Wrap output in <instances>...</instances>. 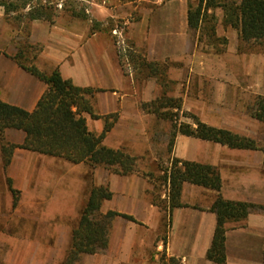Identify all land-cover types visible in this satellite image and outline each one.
Wrapping results in <instances>:
<instances>
[{
    "label": "crops",
    "instance_id": "1",
    "mask_svg": "<svg viewBox=\"0 0 264 264\" xmlns=\"http://www.w3.org/2000/svg\"><path fill=\"white\" fill-rule=\"evenodd\" d=\"M189 1L153 0L156 6L143 10L135 36L149 60L185 58L191 45L194 48ZM29 30V40L40 47L36 65L42 71L58 68L74 85L93 89L88 98L97 117L84 113L88 130L100 134L105 120L113 121L103 145L124 147L142 158L135 172L120 175L103 166L71 163L25 148L26 132L7 128L5 139L16 147L5 166L0 138V264H64L90 190L102 185L112 195L102 202L100 212L116 211L128 217L117 216L107 247L83 253L77 264H156L163 255L178 264H220L207 258L217 221L211 210L217 193L185 182L184 206L161 208L153 202V195L159 194L154 179L164 173L163 164L169 167L174 158L211 164L219 168L225 199L264 205L263 147L230 148L177 131L170 150L169 138L175 131L167 120L142 107L164 94L163 87L154 78L139 82L124 71L109 38L90 35L77 23L63 20H34ZM18 32L0 5V99L33 112L48 85L14 58L25 38ZM237 86L240 117L233 121L240 127L245 124V132L224 122L216 125L256 138V119L247 112L245 101L257 92ZM259 93L264 95V89ZM162 194L163 188L161 198ZM227 228V260L221 264H264L263 209L253 210L245 220L229 222Z\"/></svg>",
    "mask_w": 264,
    "mask_h": 264
},
{
    "label": "trees",
    "instance_id": "2",
    "mask_svg": "<svg viewBox=\"0 0 264 264\" xmlns=\"http://www.w3.org/2000/svg\"><path fill=\"white\" fill-rule=\"evenodd\" d=\"M0 5L4 8L7 21L18 24L20 31L25 34L24 40L18 43L19 48L14 58L22 68L48 85V90L33 112L12 106L0 99V138L5 166L10 163L12 152L16 147L6 141L5 132L7 128H18L23 129L27 134L22 145L25 148L58 156L71 163L84 161L93 167L103 166L120 175L135 172L139 168L142 157L133 155L124 147L113 149L103 145V139L111 130L113 121L105 120L104 130L100 134L88 130L84 113L97 117L87 97L93 89L74 85L70 79L63 78L58 68L47 73L36 65L40 47L29 40V23L38 19L53 23L52 9L48 5L38 3L26 12H20L21 5L24 9L27 8V0H24L21 5L15 3V0H0ZM217 7L222 8L224 12L223 23L238 29L243 41L264 38V0L189 1V27L199 30L205 19L214 20L215 15L209 13V10ZM211 30L214 35V27ZM156 64L158 63L154 62L146 66ZM164 100L167 102L160 103V99H157L143 103L142 107L146 112L164 117H168L169 113L161 112V108H181L179 99L165 98ZM250 113L255 119L264 123V95L255 97ZM193 118L196 126L182 123L179 127L181 133L218 142L230 148L252 150L260 148L255 140L247 136L208 125L196 116ZM171 144L173 145V140ZM261 149L264 151V148ZM162 170L164 173L154 179L159 194L153 195V202L161 208L184 206L181 193L185 182L212 189L217 193V198L211 207L217 216V221L211 245L207 250V258L216 263H225L227 224L245 220L253 210H264V205L225 199L221 194L222 178L217 166L174 158L171 165ZM168 179L171 184L169 204L161 198L162 185ZM111 195L108 186L91 188L81 219L73 230L71 248L64 264H77L83 253H94L106 248L113 220L119 215L128 217L116 211H109L106 214L100 212L102 202ZM156 264H178V261L172 257L167 259L163 255Z\"/></svg>",
    "mask_w": 264,
    "mask_h": 264
},
{
    "label": "rangeland",
    "instance_id": "3",
    "mask_svg": "<svg viewBox=\"0 0 264 264\" xmlns=\"http://www.w3.org/2000/svg\"><path fill=\"white\" fill-rule=\"evenodd\" d=\"M23 1L15 0V3L21 5ZM27 3L25 9L21 5L20 12H26L42 3L52 9L53 22H74L80 28H85L90 35L96 33L109 38L124 71L132 74L139 82L154 78L163 87L164 94L154 100L160 99V103H166L165 98L180 100L181 108H161V112L169 113L168 117L157 115L167 120L175 131L169 138L170 150L174 133L179 131L182 123L193 125V116L208 122V125L246 136L235 131L245 132V124L240 127L236 124L239 122L234 124L233 121L234 117H240L238 102L241 96L235 93L234 88L239 84L240 87L250 86L251 90L257 92L245 101L247 112L250 113L255 97L263 95L259 91L264 89V38L243 41L238 29L223 23L222 8L209 10L215 18L212 21L205 19L201 29L189 27L194 48L191 45L185 58L180 56L177 60H149L145 47L136 39L135 25L140 22L143 10L156 6L153 0H27ZM10 23L21 32L18 24ZM154 62L158 64L146 66ZM219 122L227 123L229 128L235 130L216 125ZM253 128L256 138H249L264 148V123L256 119ZM166 167L163 164L162 168Z\"/></svg>",
    "mask_w": 264,
    "mask_h": 264
},
{
    "label": "built area",
    "instance_id": "4",
    "mask_svg": "<svg viewBox=\"0 0 264 264\" xmlns=\"http://www.w3.org/2000/svg\"><path fill=\"white\" fill-rule=\"evenodd\" d=\"M163 188V198L166 199L167 201H169L170 199V189H171V184H170V179L167 180V182H165L162 185Z\"/></svg>",
    "mask_w": 264,
    "mask_h": 264
}]
</instances>
